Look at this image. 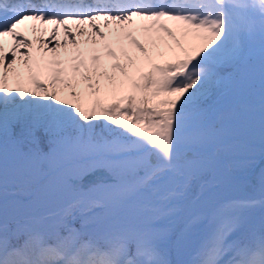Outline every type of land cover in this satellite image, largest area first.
I'll return each instance as SVG.
<instances>
[{
  "label": "snow or ice",
  "instance_id": "1",
  "mask_svg": "<svg viewBox=\"0 0 264 264\" xmlns=\"http://www.w3.org/2000/svg\"><path fill=\"white\" fill-rule=\"evenodd\" d=\"M241 138L264 0H0V264H264Z\"/></svg>",
  "mask_w": 264,
  "mask_h": 264
},
{
  "label": "rangeland",
  "instance_id": "2",
  "mask_svg": "<svg viewBox=\"0 0 264 264\" xmlns=\"http://www.w3.org/2000/svg\"><path fill=\"white\" fill-rule=\"evenodd\" d=\"M253 159L254 163L250 165L249 161ZM262 161L263 159L258 154L253 157V154L244 146L243 139L241 138L238 142V147L228 154L223 161L228 165L232 178L230 180L227 177L226 193L230 196H247L259 199L261 197L260 177L264 174V168H262L254 180L248 181V179L255 177V172L262 165ZM97 175H103V173H97ZM245 181L246 184H243ZM259 216L260 211L258 209L255 213V218L258 220Z\"/></svg>",
  "mask_w": 264,
  "mask_h": 264
},
{
  "label": "water",
  "instance_id": "3",
  "mask_svg": "<svg viewBox=\"0 0 264 264\" xmlns=\"http://www.w3.org/2000/svg\"><path fill=\"white\" fill-rule=\"evenodd\" d=\"M223 163H224V162H223ZM224 165H225V166H226V168H227V176H230V173H229V171H228L227 164H226V163H224ZM262 168H264V161H263V165H262V167H261L260 169H262ZM259 172H260V171H257L256 175H258V174H259Z\"/></svg>",
  "mask_w": 264,
  "mask_h": 264
}]
</instances>
